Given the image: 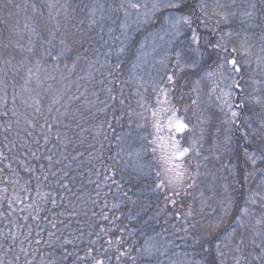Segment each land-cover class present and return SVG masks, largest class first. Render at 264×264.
Masks as SVG:
<instances>
[{
	"label": "snow or ice",
	"instance_id": "obj_1",
	"mask_svg": "<svg viewBox=\"0 0 264 264\" xmlns=\"http://www.w3.org/2000/svg\"><path fill=\"white\" fill-rule=\"evenodd\" d=\"M0 264H264V0H0Z\"/></svg>",
	"mask_w": 264,
	"mask_h": 264
}]
</instances>
